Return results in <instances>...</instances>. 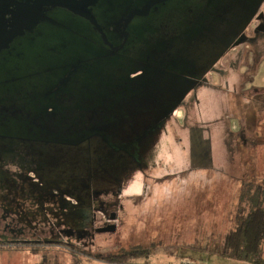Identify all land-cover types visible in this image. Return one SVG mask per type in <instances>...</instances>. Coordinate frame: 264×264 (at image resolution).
I'll use <instances>...</instances> for the list:
<instances>
[{
    "label": "rangeland",
    "instance_id": "1",
    "mask_svg": "<svg viewBox=\"0 0 264 264\" xmlns=\"http://www.w3.org/2000/svg\"><path fill=\"white\" fill-rule=\"evenodd\" d=\"M43 1L0 0V264H69L72 252L105 264L150 245L137 259L249 264L218 252L257 198L251 180L264 187L260 147H245L264 143V0L31 10ZM119 190L170 196L156 206ZM45 240L57 243L31 250Z\"/></svg>",
    "mask_w": 264,
    "mask_h": 264
},
{
    "label": "trees",
    "instance_id": "2",
    "mask_svg": "<svg viewBox=\"0 0 264 264\" xmlns=\"http://www.w3.org/2000/svg\"><path fill=\"white\" fill-rule=\"evenodd\" d=\"M262 200L253 202L250 210L241 216L236 214L232 227L224 236L221 255L234 257L249 264H264V259L259 258L261 247L264 242V207ZM55 241L45 240L38 242V245H31L32 251H37L40 246L54 245ZM150 246H138L126 252L102 257L108 264H129L137 258H147L151 254ZM37 264H54L50 262H39ZM69 264H80V259L76 253H71V262Z\"/></svg>",
    "mask_w": 264,
    "mask_h": 264
},
{
    "label": "crops",
    "instance_id": "3",
    "mask_svg": "<svg viewBox=\"0 0 264 264\" xmlns=\"http://www.w3.org/2000/svg\"><path fill=\"white\" fill-rule=\"evenodd\" d=\"M188 98L189 97L186 98L187 101L189 100ZM235 99H234V101H235ZM232 102L233 101L231 100V105H232ZM236 103H237V100H236ZM177 111H180L181 112V115L182 116H181V119H180L181 120V124L180 125H181V127H184L185 126L184 125V119L186 118L187 113H186V111L183 108H181V107H175L174 109L170 110L167 115L169 117H173L174 120H177L178 121L179 118H178V115L176 114ZM230 113L233 114L234 111L232 112V109H231ZM243 119H245V118L243 117ZM263 124H264V117L262 116L261 121H260V125H259L260 130L264 129ZM256 127L258 128V125ZM237 132H239V130ZM237 132L234 131L233 133L236 134ZM252 133H254V132H252ZM212 146L214 148V145H212ZM246 146L248 148H251V149H253L255 147L253 150H257V148L260 147L261 157H258L257 159L253 158L251 160L253 161V163L255 164V166L258 164V165H262L264 167V160H263L264 157L262 156V154H264V143H263V141L260 142V143H258V144L256 142L255 143L252 142L250 144H246L245 147ZM246 151H247V149H246ZM254 153H255V151H253V154ZM258 159H259V161H258ZM214 160H216V159H214ZM237 163H238V161H237ZM218 164L222 165V162H218ZM239 165L241 166V163L238 164V166ZM230 171H232V170H230ZM255 173H256V170L254 169L253 172H252V176L253 177H254ZM261 173L264 174L263 172H261ZM234 179H235V177H234ZM251 181H253L254 184H252L253 187L251 186L249 189L252 192H255L256 193V197H257L256 200L257 201H261L262 200L263 201L262 202V205H264V195H263L264 194V187H263V184H262L263 181L261 182L260 179H255V177ZM258 183H260V184H258ZM197 192H198L197 194H199V192H200L202 194V197H203V191H197ZM119 193H120V196L121 197H132L134 199H142L145 195H147V198H149V199L155 197L156 200L154 201V204L156 206H158L159 203H161V200L162 199L167 198V197L170 196V192L169 191H152V192L151 191H145V192L143 191V193H139L136 190H132V191L119 190ZM233 195H235V192H234ZM187 196H190V195H187ZM157 199H160V200L157 202ZM204 199L205 198L203 197V201H204ZM203 201L200 202V204H203ZM164 202L166 203L167 201H164ZM150 203L151 202H148V204H150ZM121 208H122V206L120 205V209ZM200 229L201 230L202 229H205V227L201 225L200 226ZM205 245H206V242L204 241V239H202V241L200 242V245L199 246L201 248H204ZM218 254H221V253L218 252ZM187 262L200 263L198 260H196L194 258H191L190 256H186V255L170 256V255H167V254H161V253H159V254H156V255L154 254L153 257L148 258V259H135V260H133L129 264H189ZM105 264H108V263H105Z\"/></svg>",
    "mask_w": 264,
    "mask_h": 264
},
{
    "label": "water",
    "instance_id": "4",
    "mask_svg": "<svg viewBox=\"0 0 264 264\" xmlns=\"http://www.w3.org/2000/svg\"><path fill=\"white\" fill-rule=\"evenodd\" d=\"M159 0H151L150 4H153L155 2H157ZM50 2H52L53 4H58V5H62V6H66L70 9H73L74 12H78V13H81L79 10L80 8L82 7V5L84 4L82 2H77V1H74V0H51ZM148 12V8H145L144 10H138V11H135L134 13L135 14H139V15H143V14H146ZM130 19V18H129ZM116 229V226L115 225H107L103 228H100V229H97L98 232H105V231H114Z\"/></svg>",
    "mask_w": 264,
    "mask_h": 264
},
{
    "label": "flooded vegetation",
    "instance_id": "5",
    "mask_svg": "<svg viewBox=\"0 0 264 264\" xmlns=\"http://www.w3.org/2000/svg\"><path fill=\"white\" fill-rule=\"evenodd\" d=\"M51 0H44L43 2H41V3H39V5H35L34 7L36 8V10L38 9V7L39 6H42V5H46V4H48V3H50L51 4V2H50ZM74 1H77V2H82V1H84L83 3V5H82V7L80 8V12L81 13H79V14H83V15H85V13L88 15V13H87V11H86V5H88L90 2H92L93 0H74ZM26 8H30V6L29 7H26ZM35 8H33V7H31V10L33 9L34 11H36L35 10ZM32 10V11H33ZM71 10H73V9H71ZM74 11V10H73ZM78 13V12H77ZM26 20H28L27 18H26ZM7 34V32L6 33H4V34H1L0 35V37L2 36V37H4L5 35ZM2 175V174H1ZM0 179H2V178H0ZM7 179L6 178H4V180H0V190L2 189V187H3V185L5 184L6 186H8L7 185ZM4 204H5V202H3V201H1V199H0V212H4V211H8L7 210V206H4Z\"/></svg>",
    "mask_w": 264,
    "mask_h": 264
},
{
    "label": "bare ground",
    "instance_id": "6",
    "mask_svg": "<svg viewBox=\"0 0 264 264\" xmlns=\"http://www.w3.org/2000/svg\"><path fill=\"white\" fill-rule=\"evenodd\" d=\"M22 1H23V0H22ZM33 8H35V7H33ZM38 8H39V7H38ZM40 8H41V7H40ZM40 8H39V9H40ZM9 9H10V8H9ZM39 9L37 10L38 12L41 11V10H39ZM22 10H23V9H22ZM32 10H33V9H32ZM35 10H36V8H35ZM25 11L27 12V9H26ZM19 12H20V11H19ZM19 12H18V13H19ZM29 12H30V11H29ZM14 13H15V12H14ZM14 13L12 12V14H14ZM16 13H17V12H16ZM32 13H33V12H32ZM43 13H44V12H43ZM39 14H41V13H39ZM46 14H47V13H46ZM15 15H16V14H15ZM41 15H42V14H41ZM76 15H77V14H76ZM17 16H18V14H17ZM19 16H22V15H19ZM42 16H43V15H42ZM77 17H79V16H76V18H77ZM12 18H13V17H12ZM17 18H18V17H17ZM79 18H80V17H79ZM79 18H77V19H79ZM81 18H82V17H81ZM117 18H118V20H119L120 17H116V18H114V21H113V22H117V21H118ZM27 19H28V18H27ZM29 19H30V18H29ZM82 19H85V18H82ZM120 19H121V18H120ZM19 20H20V19H19ZM112 20H113V19H112ZM112 20H111V21H112ZM79 21H80V19H79ZM118 24H120V23H118ZM202 62L204 63V61H202ZM200 64H202V63L200 62ZM200 64H199V65H200ZM202 65H203V64H202ZM198 68H200V67H198Z\"/></svg>",
    "mask_w": 264,
    "mask_h": 264
}]
</instances>
